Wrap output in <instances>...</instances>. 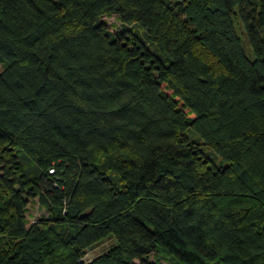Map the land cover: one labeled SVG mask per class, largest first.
Returning a JSON list of instances; mask_svg holds the SVG:
<instances>
[{"label":"trees","instance_id":"16d2710c","mask_svg":"<svg viewBox=\"0 0 264 264\" xmlns=\"http://www.w3.org/2000/svg\"><path fill=\"white\" fill-rule=\"evenodd\" d=\"M151 257L264 264V0H0V264Z\"/></svg>","mask_w":264,"mask_h":264},{"label":"rangeland","instance_id":"374dc122","mask_svg":"<svg viewBox=\"0 0 264 264\" xmlns=\"http://www.w3.org/2000/svg\"><path fill=\"white\" fill-rule=\"evenodd\" d=\"M104 19L107 22V25L111 28V30L115 31V30L119 29L120 22L118 21V19L114 15L113 16H106V17H104ZM236 29H237V32H238L240 38H241V43H242L243 49L245 50V52L250 57L253 58L251 48L249 46L247 37L245 35V32H244L242 26L236 25ZM27 215L29 218V222L32 224V223L40 220L43 217H47L48 213H47V210L42 208L39 205L38 201L35 200L29 204ZM114 243H115V240L113 238H108V239L102 241L100 244L96 245L92 249H89L87 251V254L85 255L84 259L86 261L93 260L94 258L105 253L110 247H112L114 245ZM149 260L150 261L156 260V262L158 264H170L169 261L167 259H164V258H157V257L153 258V257H151ZM137 263H139V262L137 261Z\"/></svg>","mask_w":264,"mask_h":264}]
</instances>
